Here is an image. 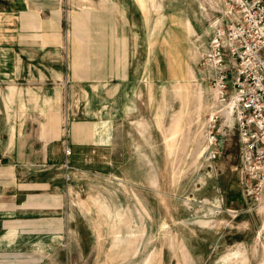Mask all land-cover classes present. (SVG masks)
Masks as SVG:
<instances>
[{
  "label": "rangeland",
  "instance_id": "1",
  "mask_svg": "<svg viewBox=\"0 0 264 264\" xmlns=\"http://www.w3.org/2000/svg\"><path fill=\"white\" fill-rule=\"evenodd\" d=\"M7 1L0 30L21 19L20 36L34 37L22 63L50 74L0 85L2 117L27 143L56 137L55 126L60 139L48 162L59 166L0 163V264H264V212L240 185L233 117L200 66L221 0H25L15 16ZM92 122L110 135V166L71 162L74 124ZM56 194L65 234H31Z\"/></svg>",
  "mask_w": 264,
  "mask_h": 264
},
{
  "label": "built area",
  "instance_id": "2",
  "mask_svg": "<svg viewBox=\"0 0 264 264\" xmlns=\"http://www.w3.org/2000/svg\"><path fill=\"white\" fill-rule=\"evenodd\" d=\"M216 11L200 66L212 74L213 101L233 117L240 185L251 205L264 212V0H221ZM216 122L215 116L206 128L210 160L220 155Z\"/></svg>",
  "mask_w": 264,
  "mask_h": 264
},
{
  "label": "crops",
  "instance_id": "3",
  "mask_svg": "<svg viewBox=\"0 0 264 264\" xmlns=\"http://www.w3.org/2000/svg\"><path fill=\"white\" fill-rule=\"evenodd\" d=\"M18 3L25 4L27 3V1H7V6L9 7V10L12 11V13H9V15L15 16L16 13L19 12L17 11L18 9L16 7ZM23 24L24 23L23 21H21V19L2 20V29L0 30V85L6 83L18 85L16 81H19L20 79H29L26 77H30L31 79H33L34 75H37V77H41L42 81L40 83L41 85H43L44 70H46L48 75L50 74L43 65H41L40 68H36L32 64H30V62L28 64L22 63V61L24 60L23 52L31 51L30 48L32 44L27 40L29 39L31 42L34 39V37H32L31 35H29L28 37L24 36L23 38L20 36ZM39 50L43 52L44 47L41 46ZM51 72L54 71L51 70ZM54 73L58 74V72ZM98 74V71L95 69L91 73V75ZM122 74L124 77L126 76V81L130 74L129 67L123 69ZM144 74L145 72L143 71L141 76H143ZM60 75H63V73H60ZM42 87L43 86L35 90L39 89L40 91L42 90ZM30 91L32 90L30 89ZM40 96H42L41 91ZM1 104L2 103L0 102V107H2ZM3 104H5V101ZM12 104L13 103H9V107ZM2 116L3 115L0 110V163L2 161L6 162L8 164L10 172L15 171L18 167L28 168L27 166H30L31 164L36 162L41 163L42 167L46 166V168L49 169L53 166H59V162H57L56 164L48 163L51 160L49 157V149L51 143H49V141L55 142L60 139L58 126H55L52 128V130H50V132H52V134H55L56 137H47L45 135L46 133H44V140L47 139V142L42 141L43 137H41V132H39L37 134L39 139L38 144L27 143L24 141L25 137H23V134L18 131V127L16 126L17 123L15 121H5V117ZM93 125H97L96 122L74 124V137L73 133L70 137V146L72 148L71 162L74 164V166H110L112 163L114 151L113 145L107 142V136L109 134H106L104 132H101L99 134V132H97L96 130L97 127H93ZM27 138L29 139V137ZM48 138H50V140H48ZM57 152L59 153L58 150ZM120 158L121 157L119 155V159ZM56 159L59 160L58 155L56 156ZM44 162H46L45 165ZM62 204V198L58 194L52 196L44 195V214H42L39 218L37 217L38 222H40V224H37L39 225L37 228L38 231H32L30 233L38 236L50 235L60 237L64 235V206ZM38 222H33L31 226H34Z\"/></svg>",
  "mask_w": 264,
  "mask_h": 264
}]
</instances>
